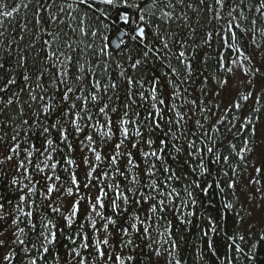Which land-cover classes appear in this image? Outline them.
<instances>
[{
  "label": "trees",
  "instance_id": "obj_1",
  "mask_svg": "<svg viewBox=\"0 0 264 264\" xmlns=\"http://www.w3.org/2000/svg\"><path fill=\"white\" fill-rule=\"evenodd\" d=\"M9 3V8L16 5L19 0H6ZM57 4L71 3L72 0H56ZM175 2V0H174ZM238 2V0H237ZM257 0H244L243 14L247 17L246 20H241L239 16L236 19L240 22V28H234L237 34V39L232 40L230 34L227 32V21L231 19L228 16V9H220L215 4V0H204V4H199V0H185V5H178L176 8V14L180 15L183 13L187 19L183 16L181 19L175 20L169 24H166L168 33L171 36L170 47L173 52L181 50L179 41L185 42L186 55L191 61L192 69L191 73H187L183 65H180L175 59H172L171 63L173 67H177L180 70V75H172L165 65H161L159 61L154 62L148 60L147 63H142L137 69L131 68V63L135 59L140 58V49L142 44L138 40L131 39L135 33L132 31V26L125 28L128 33L127 41L122 47L115 51L111 45L109 52L111 56H101L98 51L94 49H88L87 52L83 51L84 46L81 45L76 48L75 51L68 53L73 55L74 59L77 55L80 57V63L84 62L87 58L93 66V72L96 74V78L101 80V83H108L107 77H111V82L117 84L115 90H109L107 93H103V88L100 92L103 95V99L100 101H91L87 105L88 115H91L93 119L89 121L85 115L84 119L80 120L82 131L77 133L74 126L71 123L73 117L70 115L64 117L62 113L67 110L68 104L72 101L60 102V93L63 92V87L60 89H53L50 87L51 78L47 75L45 80L42 81L45 87L49 88V94L56 95V103L58 105L57 110L51 114L41 113L39 121L44 126H50L57 121L59 125L57 128L51 129V135L43 134L40 126L37 125L36 119L32 117V111L25 106V114L23 119L29 120V126L21 125V117L18 115L19 105L9 106L5 111L0 112V202L5 203V209L12 215H18L19 213L12 206L20 203L25 211H32L33 222L37 223L36 232L30 231V226L27 225L28 218L21 217L22 222L20 227H25L27 236L24 237L27 241L30 239L32 242L37 243L39 247L40 240L38 239L37 233L40 230L41 221L51 220L56 225V229H63V232H58V240L54 245H49L50 253L44 254L45 260L40 264H77L78 257H76L71 249L78 247L82 242L80 237L75 234L79 231H83L89 237V243L91 247L87 250H81L83 256L89 258V264H104L98 256L95 255L94 240L99 238L103 239L108 233H112L110 237V245H118L121 240L132 239L133 244L126 245L124 248H114V251L120 252L123 255L134 256V261L131 264H175V260L179 259L181 264H228L225 260V256H228L230 260H233V264H250L249 260L246 259L245 255H242L235 251V247L229 248V245L233 242L228 238L233 235H244L245 241L241 242L239 239L235 241L244 248L246 254L249 253L250 245L259 240L260 234H264V225L258 227L257 238L255 241H251L247 235V218L252 215L247 213L246 201L250 205H255V200L258 201L256 195L253 194L255 189L252 190V186L246 183V171L248 168L241 167L237 169V174L233 176L232 171L223 162L217 164L214 163V156L205 151L203 154L204 163L211 169V174H205L200 176L199 172L196 174L191 173V167L196 166L194 159L189 158V150L187 149V141L184 139L186 136L188 140L196 139L201 136L202 132H207L210 137H213L217 141V148L223 155H229L227 149V143L232 140V136L228 135L227 139H223L222 135L223 127L216 125V116L223 115L224 110H220L221 107L227 106L226 100H224V92L227 85L222 88L218 87V82L221 79L228 78L229 73H226L223 68L218 64L220 58L223 57L221 63L226 67H233L231 64L232 60H239V53L235 49H240L247 56L252 57L250 64H247L249 68H260V74L251 77V88L253 96L248 101H242L241 109H234L228 113V118L231 120L233 116L248 117L252 116V109H259V117L261 118L264 114V35L261 34V29H264V16H259L253 10L249 12L247 5H255ZM89 4H94V8H87L81 5L80 13L77 14V20L87 12L86 23L88 26L95 30L97 27L100 28V34L93 38L89 36L85 43H94L95 46L101 44H110V38L119 31V23H113L116 15L115 11L110 10L108 6L100 3V0H88ZM187 4H192L191 8L186 7ZM98 9H104L103 12ZM33 6L30 5V10L21 9V12L10 19V23L4 24V36L2 39L3 44L0 45V61H9L6 67H14L17 53L20 49H23V54L27 56L26 68L28 69L29 75H32L35 80L33 73L38 68L49 67L50 61L46 59L50 50L44 46L43 41L50 39L47 34L42 31L41 25L36 24L32 18ZM157 15H159V10ZM219 12L221 19H216L215 14ZM27 13V19L25 14ZM75 14V13H74ZM46 19V14H41ZM235 15V14H234ZM257 19L256 25H251L250 21ZM67 22V21H66ZM25 23L28 24V30H24L22 27ZM104 24H109L110 27L105 29ZM73 26H76L73 23ZM48 31H53L55 25L44 24ZM153 28L147 30V40L144 43H156L158 41L154 38ZM6 29V31H5ZM248 29V31H244ZM254 29V32H253ZM195 30V31H193ZM211 32L212 38L208 44H204L203 40L207 38V33ZM67 33L75 40L79 33L73 36L70 28H63L61 37L67 39L64 35ZM23 35V39H21ZM107 37V40H103L102 37ZM13 41H15L13 43ZM225 41H227L225 43ZM174 44V46H173ZM234 47H230L233 46ZM260 45L259 48L256 46ZM55 45H53V50ZM62 51L67 52V49L61 48ZM129 57L132 59L129 60ZM240 61V60H239ZM99 65V67H97ZM107 65V71H103V66ZM121 66L126 69V74L131 75L137 80L143 81V87L139 84L133 87V95L129 97L128 86L126 81L119 76ZM24 68H17L13 73L16 76L17 83L21 87H25V92L20 93L21 102L28 99L27 88L24 85L22 76ZM54 71V70H53ZM70 72L77 73L78 69L70 66ZM168 74L167 76L165 74ZM89 74V78L91 79ZM157 76L160 80V86L158 88V99H164L165 105L160 106L163 108L162 116L160 119L159 128H150V119L146 120L149 112L155 113V109L151 108V99L142 100L139 96L141 91L144 92L145 96L149 95V88L152 86L153 76ZM90 79L88 83H90ZM171 79L174 84L178 87H174L172 83L167 81ZM11 92H18L19 88L16 86H10ZM94 90V89H93ZM249 91V90H248ZM178 93V95H174ZM219 93V95H217ZM74 95H80L76 92ZM111 97V100L108 97ZM257 97H260V102L255 103ZM197 100V105L191 103L192 100ZM133 100L135 103H133ZM77 108L73 111L82 110V102L77 101ZM105 103L108 104V108L105 113L99 112V107H102ZM175 104L176 108L172 110V105ZM219 104L220 107L216 108L214 105ZM125 105H130L128 109V118L134 123L129 124L130 138L124 140L119 150L115 149V145L120 143L123 137L120 135V120L123 117L125 111ZM159 106V105H158ZM116 108L117 111L112 112L111 109ZM205 108H211L212 113L205 111ZM175 111H179L184 115V121L181 124H176L177 117ZM207 116L208 119H204ZM159 119V117H157ZM111 121V127L114 135L109 139L106 136L101 135L103 131L107 130V121ZM200 120L204 125L203 129H200L195 121ZM171 121V123H169ZM233 123H237L233 121ZM253 124H256V120L253 119ZM95 125L96 127H93ZM100 125H105L103 129ZM221 127V133L214 131V127ZM140 128L142 136L136 137L134 135L136 127ZM239 126V123H237ZM62 128H66L68 132L67 141L60 137V131ZM19 133L16 141L11 140V136ZM169 132L167 137L168 145L166 151L161 153L164 157L163 163L156 161V176L155 179L158 182L163 181L172 175L173 179L169 180L166 184H163L161 191H170L171 188H176L180 192V197L173 201L172 205L167 203L164 211H157L156 213L150 212L149 205L155 201H144L141 199L139 192H143L145 195L149 193L147 185L149 178L146 175L147 164L155 161V158H148L147 164L145 158L142 156L143 151L157 150L160 145V140L164 139V133ZM183 132L184 136L180 133ZM171 133H176L173 136ZM195 133L196 135H192ZM91 135L93 137L94 144H91L86 136ZM50 138L54 141L52 148L45 143V138ZM179 137V139L177 138ZM151 138L155 143L151 146L144 143L145 140ZM251 138L253 149L258 146V137L252 136L251 131H245L242 133L241 139ZM237 143V150L242 146L240 140H234ZM19 143L21 148L19 154H14L9 149L15 144ZM136 143L137 148H132V144ZM71 145L69 147L68 145ZM31 145H35V149L31 148ZM197 145L199 140L197 139ZM209 146H211L209 144ZM90 147H96V150L101 153L102 159L100 161L95 160L94 154L89 150ZM175 147L182 148V151L177 153ZM51 153V159L45 160L48 152ZM33 151V156L30 158L31 163L29 164L26 158V151ZM119 152L117 157V164L111 163L110 157ZM132 153V159L139 165L136 170L130 169L128 165L129 157L126 153ZM6 155H12L13 159L8 161L5 159ZM230 163L235 164L237 159L234 154ZM251 159V153L247 154V163ZM20 160H25V167L28 172L17 168V164ZM72 160L74 163L69 164L68 161ZM45 163L49 167H44ZM56 163V168H51V164ZM39 164L41 168H44L43 172L37 170L36 165ZM168 167L174 171L164 172L163 168ZM94 169V171H93ZM119 169V172L117 171ZM227 171L228 176H224L223 172ZM23 172V174H21ZM91 172V175L88 173ZM125 172L129 174V179H125L119 173ZM75 174L78 184L79 191L71 183V176ZM104 173H107L105 177ZM31 175V180L27 179L28 175ZM136 174L141 181L138 186L139 192L136 193L135 197L133 194L128 192V189L132 187L130 183V175ZM59 176L60 180H55V176ZM52 176V180H47L46 177ZM176 176H180L179 180L175 179ZM252 176V174H248ZM229 178L236 179L237 187L235 189H229L227 183ZM13 179L19 181L18 184L13 185L11 182ZM196 179L200 183V188H196L190 185V181ZM214 180L220 181V188H217L213 183ZM212 183L213 187L209 189L207 193L201 192V188ZM29 185L32 187L35 185L36 192L28 193L27 189L23 188V185ZM49 184L56 185V191L51 194L50 200H45L46 188ZM88 185L85 187V185ZM119 186L121 192L129 195V203L125 205L122 201H118L121 204V209L127 208L128 211H120L119 216H115L113 209L109 201L115 198L114 187H108V185ZM185 185H189L188 190L193 193L196 200L195 204H192L187 200V194L184 191ZM73 188V195L67 194V189ZM107 193L104 197L105 207L100 211L103 212L104 216H113L117 219V225L114 227L109 226L108 233L103 231V223L99 217L92 213L93 218L96 220L97 228L99 232H95L90 221L87 219V213L90 211L89 198L94 202L96 197L99 195L100 189ZM221 188L224 190L221 191ZM44 193V195H41ZM27 194L30 197L29 201L20 202L19 196ZM153 196L155 192L151 193ZM243 196L248 197L244 200ZM251 197V199L249 198ZM133 198L139 203L133 204ZM181 199L187 202V207H181ZM35 201V205H32L31 201ZM80 200V210L78 215L74 218L73 224L69 227L67 225L65 217L69 214L70 206L76 201ZM11 201L12 205L7 202ZM231 202L234 207L232 209H226L225 204ZM58 207L59 213L51 211V207ZM179 209L175 211L174 209ZM136 213L140 216L141 220H146V217L150 219L146 220V225L149 226V233L145 234L143 227L138 225L140 231L137 232L135 229L129 228V235L123 236L119 233L121 226L128 227L130 223L134 222L130 220L132 213ZM189 213H194L190 215ZM212 225L216 227V231H212ZM12 226L10 221H0V232H4V236L0 238H6L10 236ZM208 234L205 235L204 233ZM150 235V239H149ZM68 236H72L76 240V245H73L71 241L67 239ZM173 244L175 247H173ZM211 244V247L209 246ZM151 245V248L148 247ZM30 246V245H29ZM19 255L13 261V264H25L26 257L20 252L17 247ZM157 250L159 255H157ZM256 260L254 264H264V240H260L256 247ZM6 253V249H0V258ZM169 253H172L170 256ZM40 253L33 252V256H38ZM111 254L106 251V255ZM58 257V259H57ZM238 257V259H234ZM6 262H4L5 264ZM111 264V262H109Z\"/></svg>",
  "mask_w": 264,
  "mask_h": 264
},
{
  "label": "snow or ice",
  "instance_id": "obj_2",
  "mask_svg": "<svg viewBox=\"0 0 264 264\" xmlns=\"http://www.w3.org/2000/svg\"><path fill=\"white\" fill-rule=\"evenodd\" d=\"M100 3L106 5L109 7L110 10L115 11L116 15L113 20V23H120L125 28L132 26V31L136 33V35L132 36L131 39L138 40L143 46L140 49V58L135 59L134 62L131 63V68L133 70L137 69L138 66H140L142 63H147L148 60H153L154 62L159 61L161 65H165V61H167L166 67L169 70V72L172 75L179 76L180 70L177 67H173L171 61L172 59H175L180 65H183L184 69L187 71V73H191L192 64L191 61L188 59V56L186 55V47L184 41H179L181 50H178L177 52H173L172 48L170 47V40L171 36L167 31V28L165 27L166 24H169L175 20L181 19V16L184 17L186 20L187 17L181 13L180 15L176 14V8L178 5H185V0H100ZM199 4H204V0H199ZM215 4L219 6L220 9H228V16L231 17L227 21V32L230 34V37L232 40L237 39V34L234 28H240V22L236 19L237 16L240 17L241 20H246L247 17L243 14V7L244 6V0H215ZM30 5L33 6L34 11H32V18L35 21L36 24H40L42 31H44L47 36L50 39L44 40L43 44L45 47H47L50 52L47 55L46 59L50 61L49 67H43L38 68L35 70L33 75H35V80H33L32 75H29L28 69L26 68V61L27 56L23 54V49H20L17 53V58L15 60L14 67H6V64L9 63V61H0V112L5 111L9 106L12 105H19V111L18 115L21 117V124H18L17 127H20L21 125L29 126V120L23 119V115L25 114V106H27L29 109L35 108L34 111H32V117L36 119L37 125L41 127L43 134L51 135V129L57 128L59 125V121L56 123L50 125V126H44L42 122L39 121V117L41 113L43 114H51L57 110V103H56V95L49 94V88L44 86V83L42 81L45 80V76L51 78V84L50 87L53 89H60L63 87V92L60 93V102L63 104L64 102L72 101L67 106V110L62 113L64 117L72 116L73 119L71 120L72 125L75 128V131L77 133L82 131V128L80 124L78 123L80 120L84 119L85 115L87 116V119L91 121L93 117L91 115H88V109L87 105L89 103V99L93 102L100 101L103 99V95L101 94L100 90L103 88V93L109 92V90H115L117 88V84L114 82H111V77H107L109 80L108 83H101V80L99 78H96V74L93 72V66L92 63L85 58L83 63H80V57L79 55L76 56L74 59L73 55L68 54L75 51L74 45L76 48H79L81 45L84 46L83 51L87 52L88 49H94L98 51V53L101 56H111V52H109L110 44H101L100 46H95L94 43H85L86 39L91 36L93 38L97 37L100 34V28L97 27L95 30H92L88 24L86 23L87 20V12H85L79 20H77V14L80 13L81 5L87 7V8H94V4H89L88 0H72L71 3H63V4H57L56 0H19L18 3H16L15 6L9 8V3L6 2V0H0V29H4V24L10 23V19L14 16V14H19L21 12V9L30 10ZM186 7L191 8L192 4H187ZM249 12H254L256 14H259V16H264V0H257L255 5L249 4L247 5ZM99 11L103 12L104 9H98ZM159 10V15H157V11ZM42 13L46 14V19L42 17ZM75 13V14H74ZM235 14V15H234ZM216 19H221V16L219 12L215 14ZM25 19H27V13L25 14ZM67 21V22H66ZM264 23V21H261ZM73 23H75L76 26H73ZM44 24H50L55 25V28L53 31H48L46 27H43ZM251 25L257 24V19H252L250 21ZM153 28V35L154 38L158 41V46L156 43H144L145 40H147V30L149 28ZM24 30H28V24L25 23L23 26ZM70 28L71 32L74 35L76 33H79V36L73 40L71 36H68L67 33H64L65 36H67V39H63L61 37V33L63 31V28ZM103 27L105 29H108L110 27L109 24H104ZM6 31V29H5ZM195 31V30H193ZM244 31H248V29H245ZM254 32V29H253ZM261 34L264 35V29H261ZM212 33H207V38L203 40L204 44H208L209 41L212 38ZM4 36V31H0V38ZM124 36L127 37L128 33L125 32ZM23 39V35L20 37ZM103 40H107L108 38L102 37ZM15 41H13L14 43ZM124 39L120 38L119 43L117 45V50H119V46L124 44ZM227 41H225L226 43ZM3 44L2 39H0V45ZM53 45H55V48L53 50ZM174 46V44H173ZM67 49V52L62 51L61 48ZM230 47H234L230 46ZM257 48L260 47V45L256 46ZM239 53V60L240 63L237 64V60H232L231 64L235 65L244 75L245 78L249 76H256L260 74V68H249L247 64H250L252 61L251 56H247L243 53L240 49H235ZM132 58L129 57V60ZM223 60V57L220 58V61H218V64L221 68L224 69L226 73L235 75L234 68L233 67H226L221 61ZM247 62V64L245 63ZM70 66L78 69L77 73L70 72ZM99 67V65L97 66ZM17 68H24L25 71L23 73L22 79L24 82V85L27 88V96L28 99L26 101L21 102L20 93L25 92V87H21L17 83L16 76L13 74ZM54 70V71H53ZM103 71H107V65L103 66ZM126 69H124L121 66V70L119 73V76L123 78L126 81V84L128 86V95L131 97L133 95L132 89L137 84L140 85V87H143V81L137 80L131 75L126 74ZM89 74L91 75V79L89 78ZM168 75L167 73L165 74ZM90 79V83H88ZM168 83H172L174 87H178L174 84V81L169 79L167 81ZM239 83V81H237ZM249 84H251V80L248 81ZM228 84L227 78L221 79L218 82V87L222 88L223 86ZM10 86H16L19 88L18 92H11V95H9V92L11 91ZM160 86V80L157 76H153L152 80V86L149 88L148 92L149 95L146 97L144 92L141 91L139 93V96L142 100L144 99H151L152 104L151 108L155 109V113L149 112L148 117L146 120L150 119V128H159L160 127V119H163L162 112L163 108L160 106L165 105L164 99H158L159 93L158 88ZM94 89V90H93ZM76 92H79L80 95H74ZM174 95H178V93H174ZM219 95V93H217ZM253 96V91L249 90L246 92H239L238 98L234 99L231 106H225L224 114L216 116L215 123L216 125H220L223 127L224 134L222 135V140L227 139L228 135L232 136V140H229L227 143V149L229 150V155H223L219 152V149L217 148V141L215 138L210 137L207 132H202L201 136L203 138L197 137L196 139L188 140L185 136L184 139L187 141V149L189 150V158L194 159L196 162L195 167H191V173L196 174L199 172L200 176H204L205 174H211V169L205 165L203 154L205 151L209 154H212L214 156V163H221L223 162L227 167L232 171L233 176L237 174V169L244 167L249 168L251 167L253 169L254 175L250 176L248 184L249 185H260L261 180L264 179V176L261 174L264 173V154H261L257 159L260 166H256V163H253L251 160H249L247 163H245L247 159V154L252 153L254 151L252 145V139L251 138H243L241 139L242 133L245 131L250 130L252 136H255L256 134V127L253 124V119L259 120V109L253 108L252 109V116L248 117H242V116H233L230 120L228 118V113L232 112L234 109H241L242 101H248L250 97ZM109 100H111V97H108ZM260 97H257L255 103L260 102ZM77 101L82 102V110L81 111H73L77 108ZM133 103L135 101L133 100ZM191 103L193 105H197V100H192ZM159 105V106H158ZM125 111L123 114V117L120 120V135L123 137L121 139L120 143H117L115 145V149L119 150L121 148V145L124 143V140H128L130 138V129L128 127L129 124L134 123L131 119L128 118V109L130 108V105H125ZM214 107L219 108L220 105L216 104ZM108 108V104L105 103L102 107H99L100 113H105V110ZM176 108V105H172V110ZM205 111L212 113L211 108H205ZM112 112L117 111L116 108L111 109ZM176 124H181L184 121V115L179 112L175 111ZM159 117V119L157 118ZM204 119H208L207 116L204 117ZM233 121H236L239 123V126H237V123H233ZM107 130L103 131L101 135L106 136L107 138H111L114 133L112 131L111 127V121L108 120L107 122ZM171 123V121H169ZM196 125L203 129L204 125L201 123L200 120L195 121ZM93 127H96L93 125ZM105 125H100V128L103 129ZM214 131L217 133H221V127H216L215 125ZM173 136L176 135V133H171ZM19 135L18 132L16 134L11 136L12 141L17 140V136ZM134 135L136 137L142 136V132L140 131V128L137 126L135 129ZM169 135V132L164 133V139L160 140V145H163V147H159L157 150H149V151H143L142 156L145 158V162L147 164L148 158H155V161L151 162L150 164H147L146 168V175L149 178V183L147 185V188L149 189V193L145 195L143 192H139L138 186L141 184L140 179L136 174L130 175V183L132 184V187L128 189V192L133 194V197H135L136 193L139 192V195L142 200L144 201H155L153 203H150L149 205V211L152 213H156L159 211L165 210L166 205V199L167 203L169 205L173 204V201L176 198L180 197V192L177 191L176 188H171L170 191H161V188L163 187V184H166L169 180L173 179L172 175H169L163 183L158 182L157 179L154 177L156 176V161H160L163 163L164 157L161 155V153H164L166 151L168 140L167 137ZM181 136H184L183 132L180 133ZM192 135H196L195 133H192ZM60 137L67 141L68 138V132L66 128H62L60 131ZM179 139V137H177ZM86 139L91 143L94 144L95 141H93V137L91 135H87ZM197 139L199 140V144L197 145ZM0 140H3V137H0ZM234 140H240L242 146L237 150V143H234ZM45 143L49 146V148H52V145L54 144V141L50 138H45ZM146 145L149 146L151 149V146L155 143L151 138L144 141ZM209 144L211 146H209ZM71 147V145H68ZM132 148H137L138 145L136 143H133ZM21 148V145L19 143H15L9 151L14 154H19V150ZM32 149H35V145H31ZM95 156L96 161H100L102 159L101 153L96 150V147H90L89 149ZM177 153L182 151V148L175 147L174 149ZM26 151V158L27 162L30 164L31 157L33 156V151L31 150H25ZM52 151H55L54 148H52ZM45 152H48V149H45ZM237 159V162L235 164L230 163V160L232 159V155ZM126 155L129 157L128 159V165L130 166V169L136 170L139 168V165H137L132 159V153L128 152ZM119 156V152L115 155H112L110 157L111 163L113 165L117 164V157ZM5 159L8 161H11L13 159L12 155H6ZM51 159V153L48 152V155L45 157V160ZM25 160H20L17 164V168L23 170V172H28V169L25 167ZM2 163V161H0ZM69 164L74 163V161L69 160ZM44 167H49L47 163H45ZM57 164L52 163L51 168H56ZM36 168L38 171L43 172L44 168H41L39 164L36 165ZM94 171V169H93ZM119 172V169H117ZM164 172H172L174 170L164 167ZM23 172L21 174H23ZM121 176H124L125 179H129V174L125 172L119 173ZM88 175H91V172L88 173ZM105 177H107V173H104ZM224 176H228V172H223ZM27 179L31 180V175L29 174ZM181 177L176 176L175 179L179 180ZM47 180H52V176L46 177ZM55 180H60V177L57 175L55 176ZM13 185H16L19 183L17 179H13L11 182ZM71 183L76 187L77 191H79V184L77 181V178L75 174L73 173L71 176ZM213 183L216 185L217 188H220V181L214 180ZM190 185L194 186L196 188H200V183L196 179H192L190 181ZM88 185L86 184L85 187ZM108 187H114L113 185H108ZM213 187L212 183L207 184L206 187L201 188V192L207 193L209 189ZM227 187L229 189H235L237 187V181L236 179L229 178V182L227 183ZM23 188L27 189L28 193H35L36 187L33 185L32 187H29V185L25 184L23 185ZM189 185H185L184 191L187 194V200L190 201L192 204L196 203V200L193 196V193L188 190ZM224 189L221 188V191ZM56 191V185L55 184H49L46 188L47 195L45 196V200H50L51 194ZM67 194L69 196L73 195V188L69 187L67 190ZM115 191V198L111 201H109L111 208L113 209L114 215L119 216V213L121 210L127 212L128 209L125 207L121 209V204L118 203V201H122L125 205L129 203V195H127L124 192H121L119 189V186L114 187ZM257 193H259L261 190L260 188L256 189ZM155 192L156 195L153 196L151 193ZM41 195H44V193H41ZM107 195V193L103 190V188L100 189L99 195L96 197L95 201L93 202L89 198V205H90V211L87 213V219L90 221V225L92 229L95 232H99L100 229L97 228L96 220L93 218L92 213H95L96 217H99L102 221H105L102 225L103 231L105 233H108L109 226H116L117 225V219H114L113 216H104L103 212L98 209H103L105 207L104 203V197ZM251 199V197H249ZM30 197L27 194L20 195L19 201L20 202H26L29 201ZM140 201H137L133 198L132 203L136 204ZM9 205H12L11 201L7 202ZM32 205H35V201H31ZM16 211L19 213L18 215H12L11 213L7 212L5 209V203L0 202V221H10V225L12 226V231L10 233V236L6 238H0V249H6V253L2 256V261H0V264H13V261L17 258L19 253L17 252V247H19L20 252H22L25 257V264H40V262L45 260V255L50 253L49 245H54L58 240V232L62 233L63 229H56V225L52 223L51 220H48L46 222L41 221L40 223V230L37 233L38 239L40 240L39 247L37 246V243L32 242L30 239L26 243V239L24 237L27 236V233L25 231V227H20V223L22 222L21 217L28 218L27 225L30 226V231L36 232L37 230V223L33 222L31 219L33 217L32 211H25L24 208L21 206L20 203H17L15 205H12ZM226 209H232L234 205L229 202L225 205ZM49 207H51V204L49 203ZM181 207H187V202L181 199ZM80 210V200H76L71 206L69 210V214L65 217L67 225L70 227L73 224L74 218L78 215ZM175 211H179V209H174ZM51 211L54 213H59L60 209L58 207H51ZM190 215L194 213H189ZM150 219V217H146V220ZM130 220L134 221L129 224L128 227L121 226L119 228V233L123 236L129 235V228L135 229L137 232L140 231V228L138 225L144 226L143 231L145 234L149 233V226L146 225V220H141L140 216L136 213H132L130 216ZM212 231H216V227L214 225L211 226ZM205 235L208 233L205 232ZM77 237H80L82 242L79 244L78 247H73L71 249V252L78 257L77 264H89V258L87 256H83L81 253V250H87L91 247L89 243V237L86 233L83 231H79L75 234ZM4 236V232H0V237ZM110 237H112V233H108L107 236H105L103 239H95L94 240V249H95V255L100 258L101 261L104 262V264H131L132 261H134V256L132 255H123L120 252L114 251V248H124L126 245L133 244L132 239L127 240H121L118 245H110ZM149 235V239H150ZM67 239L72 242L73 245H76V240L73 239L72 236H68ZM233 243L229 245V248L235 247V251L245 255L246 259L249 260L250 264H254V261L256 260V247L257 244L260 242V240H264V234H261L259 237V240L252 243L249 248V253L246 254L244 252V248H242L239 244H236L235 241L239 239L241 242L245 241L244 235H233L228 238ZM30 245V246H29ZM211 247V244L209 245ZM149 248H151V245H148ZM173 247L175 245L173 244ZM106 251L110 252L111 254L106 255ZM33 252L40 253L38 256H33ZM157 255H159V251L157 250ZM171 256L172 253H169ZM58 259V257H57ZM234 259H238V257H235ZM225 260L228 261V264H233V260H230L228 256H225ZM94 264V262H93ZM175 264H181V261L179 259L175 260Z\"/></svg>",
  "mask_w": 264,
  "mask_h": 264
},
{
  "label": "rangeland",
  "instance_id": "obj_3",
  "mask_svg": "<svg viewBox=\"0 0 264 264\" xmlns=\"http://www.w3.org/2000/svg\"><path fill=\"white\" fill-rule=\"evenodd\" d=\"M240 61L237 60V64H239ZM234 72L235 75L230 74L227 78L228 84L225 88L224 92V100L227 102V106H231L234 99L238 98L239 92H246L250 90L251 84L248 83L249 80H251V77L245 78L242 72L234 65ZM239 81V83H237ZM256 137H258V146L254 149V151L251 153V161L253 163H256V166H260L258 163V157L261 154H264V114L262 115L259 120H256ZM254 175L253 169L251 167L248 168L246 171L247 177H246V183L248 184L249 176L248 174ZM264 176V173L261 174ZM252 190L255 189L254 193L256 195L255 205L252 206L249 204L248 201H246L247 205V213H251L250 218H247V235L249 236V239L253 242L257 238V229L262 224L264 225V179L261 180L260 185H256V187H251ZM260 188V192L257 193L256 189ZM244 200H247L248 197L243 196ZM261 235V234H260ZM0 261H2V257L0 258ZM6 264V263H5Z\"/></svg>",
  "mask_w": 264,
  "mask_h": 264
},
{
  "label": "water",
  "instance_id": "obj_4",
  "mask_svg": "<svg viewBox=\"0 0 264 264\" xmlns=\"http://www.w3.org/2000/svg\"><path fill=\"white\" fill-rule=\"evenodd\" d=\"M115 18V17H114ZM118 23V22H117ZM120 24V23H119ZM124 26L122 24H120V30L117 33V35L113 36L110 40V45L117 50V45L119 43V39L123 38L124 40L126 39V37L124 36L125 30H124ZM121 46V45H120ZM119 46V48H120Z\"/></svg>",
  "mask_w": 264,
  "mask_h": 264
},
{
  "label": "bare ground",
  "instance_id": "obj_5",
  "mask_svg": "<svg viewBox=\"0 0 264 264\" xmlns=\"http://www.w3.org/2000/svg\"><path fill=\"white\" fill-rule=\"evenodd\" d=\"M119 26H120V24H119ZM119 30H120V29H119ZM124 30H125V28H124ZM118 32H119V31H117V33H118ZM125 32H126V30H125ZM117 33L114 34L113 36L117 35ZM135 35H136V33H135ZM113 36H112V37H113ZM112 37H111V38H112ZM111 38H110V40H111ZM127 38H128V36H127L126 39L124 40L125 42L127 41ZM125 42H124V43H125ZM111 47H112V46H111ZM121 47H122V45L120 46V48H121ZM120 48H119V49H120ZM112 49L115 50L113 47H112ZM115 51H118V50H115ZM220 110H225V106H224V107H221Z\"/></svg>",
  "mask_w": 264,
  "mask_h": 264
}]
</instances>
